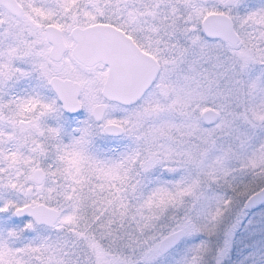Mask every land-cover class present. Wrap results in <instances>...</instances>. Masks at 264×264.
<instances>
[{"label": "snow or ice", "instance_id": "obj_1", "mask_svg": "<svg viewBox=\"0 0 264 264\" xmlns=\"http://www.w3.org/2000/svg\"><path fill=\"white\" fill-rule=\"evenodd\" d=\"M0 264H264V0H0Z\"/></svg>", "mask_w": 264, "mask_h": 264}]
</instances>
